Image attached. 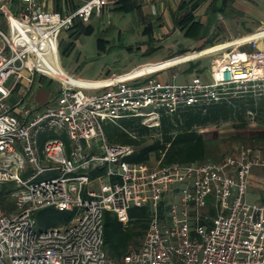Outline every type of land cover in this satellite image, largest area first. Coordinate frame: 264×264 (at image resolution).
Instances as JSON below:
<instances>
[{"label":"built area","instance_id":"1","mask_svg":"<svg viewBox=\"0 0 264 264\" xmlns=\"http://www.w3.org/2000/svg\"><path fill=\"white\" fill-rule=\"evenodd\" d=\"M75 1L72 10L47 11L43 0H0L7 23L0 24V184L14 203L0 207V264H116L104 249V215L128 223L134 206L149 207L150 221L122 264H264V202L246 201L253 170H264L258 150L194 164H131L134 148L109 144L104 132L121 118L158 127L163 112L264 97V51L216 54L207 80L118 79L97 93L59 81L54 106L13 102L24 71L52 77L34 60L51 61L63 33L111 3ZM14 3L21 7L13 13ZM49 132L59 137L41 144ZM50 207L74 212L70 223L38 228L35 213Z\"/></svg>","mask_w":264,"mask_h":264},{"label":"trees","instance_id":"2","mask_svg":"<svg viewBox=\"0 0 264 264\" xmlns=\"http://www.w3.org/2000/svg\"><path fill=\"white\" fill-rule=\"evenodd\" d=\"M207 0L183 1L179 9L183 16L175 20V25L184 31L186 37L198 42L197 51L212 45L214 40L208 37L207 32L202 34L203 25L196 20L194 13ZM230 0H211L209 12L218 14L225 12ZM121 1L119 3H125ZM134 8V3L123 4L116 9L120 12L129 13ZM90 25L85 26L82 22H75L70 30V42L62 43L61 54L68 55L74 49L75 39L81 35L92 33ZM53 52V51H52ZM186 51L177 53L178 57H172L176 63L191 60L200 52H192L184 55ZM175 58V59H173ZM49 60V59H48ZM59 55L53 60L55 65ZM190 69L197 73L200 63L190 62ZM190 65V64H189ZM166 64L159 65L156 70L166 67ZM228 124L232 132L228 136L220 134L219 128ZM255 124L254 127H251ZM213 127L214 129H208ZM105 136L111 145H126L134 148L132 156L127 158L131 164L154 165L159 162L165 164H194L202 161H220L221 146L223 142L230 139L241 143L240 148L253 147L264 153V97H256L253 94H244L236 98L225 100L220 103H213L205 107L192 106L178 109L172 113L163 112L158 127H147L141 123L138 117L121 118L117 123L106 122L104 124ZM59 137L53 132L41 136V141L47 138ZM66 145L69 140L62 135ZM252 146L248 144H252ZM256 145V146H254ZM220 150V152H219ZM226 155V154H225ZM7 185L0 187V206L3 207L6 199ZM9 195V194H8ZM37 220L40 229L62 226L70 223L74 212L58 211L54 207L38 210ZM150 209L149 207H131L128 211L129 226L117 220L114 213L108 211L104 215V249L106 253L117 259H123L131 249H137L145 236L148 228ZM133 231L131 232L130 229Z\"/></svg>","mask_w":264,"mask_h":264},{"label":"rangeland","instance_id":"3","mask_svg":"<svg viewBox=\"0 0 264 264\" xmlns=\"http://www.w3.org/2000/svg\"><path fill=\"white\" fill-rule=\"evenodd\" d=\"M236 8L240 14L235 11L230 12L225 10V12H223L224 15L219 16L218 23L215 26L216 29L213 30L212 34L210 35L211 38H216L218 40L225 39L230 41L234 39V37L245 33L251 28H260L264 24V0H238ZM209 11L210 10L208 8L205 9L204 7L203 9H200L198 13L203 14L205 12L206 14ZM229 12L232 14L229 15ZM109 15V17L104 16L102 19L92 20L91 22L94 30L93 33L79 36L75 41V47L73 51L68 55L59 56V60L55 65L53 64V60L58 55V53L54 47V53L51 61H40V68L44 69L46 73L65 84H78L86 86L89 84L104 85L106 82L101 80H104L109 76L118 75L122 72L128 71L138 64L147 63L148 61L162 62V60H165L166 58L175 57L178 55L177 53L182 50H188L190 51V54L195 50V41L192 38L189 39V37L184 36L180 31L175 30V32H172L170 35L172 37H166L161 39V41L154 42L157 43V46H160L158 51L150 53L151 49H148L146 53L141 47L146 43L152 47L154 43L150 41L148 34H143V25L140 23L137 12H131L127 14L116 11ZM1 25L3 26L2 22ZM99 39L106 40L104 43L106 45L105 51H99L96 45ZM168 45H172L173 48L168 50ZM232 45H234V43H232ZM211 57L212 56L198 59V61L200 60L203 62V64L209 65L210 61L212 60ZM162 63L147 64V66L136 68L135 70L137 72L133 70V72L130 74L133 75L136 73V75H139L147 73V70H156V68ZM168 66L173 65L171 64ZM181 66H183V64ZM185 66L188 67L187 64L184 65V67ZM177 72H179L180 75L175 81L176 83L188 82L195 74L194 71L186 72L183 71V67H179L176 70L168 69L162 71V73L157 74V76L162 79L168 77L170 74H176ZM24 74H27V72H24ZM72 75H77L80 78L77 76L74 77ZM198 75H200L203 80H207L205 75H201L200 73H198ZM36 76L37 79L41 78L40 75ZM118 78H126V76H121ZM39 86L40 85L37 83L33 85L31 89V91H33V95L31 96L30 102L36 101V98H40V91L49 90L52 93L56 92L58 87H60V84L55 80L53 81L52 78H47L45 82L42 83V87ZM99 91L100 90H97V92ZM95 92L96 91H92V93ZM254 125L255 124H252L251 127H254ZM228 126V124H225L219 128L220 134H222L224 137L230 135L232 132V129ZM208 129L214 128L209 127ZM240 144L241 143H236L230 139H227L221 146L220 157L233 152L235 149H238V147L242 146ZM253 144L254 143L252 142V144L248 145L252 146ZM255 176L257 175L250 177V188L246 197V201H248L250 204H260L264 202V179H261L259 176ZM261 176H264V172L261 173ZM3 185L4 184H0V187ZM3 204V207L5 208L7 207L10 209L11 207L12 209L14 207L12 198L8 194L6 195V199L4 200ZM0 207L2 208V206ZM164 209L167 211V207ZM37 216L38 213L35 214V220L38 222ZM124 225L128 227L130 224L124 223ZM39 227L40 224L38 222V228ZM130 231L132 232L133 230L130 229ZM107 256L111 258L116 264H122V259H117L111 255L109 256L108 254Z\"/></svg>","mask_w":264,"mask_h":264},{"label":"crops","instance_id":"4","mask_svg":"<svg viewBox=\"0 0 264 264\" xmlns=\"http://www.w3.org/2000/svg\"><path fill=\"white\" fill-rule=\"evenodd\" d=\"M111 1L110 4H108L107 6L104 7V9L102 10V13L100 14V16H96L93 15V17L87 21V23L82 22L85 26L90 25L92 27L93 30V26H92V20L94 19H102V17L104 16H110L109 14L118 11L116 8L120 5L123 4H128L130 2L134 3V8L133 10H131V12H137L139 20L141 25H143V34L149 35V39L152 43H154L155 41H161V39L163 38H170L172 36H170L172 34V32H175V30L180 31L181 33L184 34V31L177 27L175 25V20L181 18L183 16L184 13H182V11H180L179 6L183 1H187L189 2V0H121V1H126L125 3H119L120 0H109ZM230 2V4L228 5L227 9L230 12H238V9L236 8V4H238V0H230L228 1ZM78 3L75 0H43V2L41 3L42 8H44L47 11H58V10H72V8L77 7ZM211 4V0H207L205 1L194 13L196 14V20L200 21L203 25V30H202V34L206 33L208 34V37H211L210 35L212 34V31L216 29V24L218 23V19L220 15H224L223 12H218V14H211L210 12L206 13L205 12L202 13H198V11L200 9H203L205 7L209 9V6ZM21 7V5H17L16 3H14L13 7L11 8V11L14 13L16 10H18ZM245 7V6H244ZM205 11V10H204ZM129 12V13H131ZM229 12V15H231L232 13ZM125 13V12H123ZM128 14V13H127ZM240 14V13H239ZM251 14V13H250ZM3 24V26L6 28V19L5 18H1L0 17V24ZM261 23V22H260ZM262 25V24H261ZM94 31V30H93ZM92 31V33H93ZM91 33V34H92ZM66 36V37H65ZM59 56H61V44L62 43H68L72 40H70V31L69 32H65L63 33L60 38H59ZM78 38L75 39V41ZM212 40H214V42L212 43V45L205 47L204 50L202 51H198L200 52L196 57L191 58V60H185L183 62H179L176 63L175 61H172V59L170 58H166L165 60H162L163 64H166V67H162V69L159 70H147V73H143V74H139L136 75V73H134L133 75L130 74L131 72L136 71V68L142 67V66H147V64H158V63H162V62H152V61H148L147 63H143V64H138L136 66H134L132 69L122 72L118 75H113V76H109L104 80L101 81H105L106 83L104 85H79L80 87H82L83 89H86V91L88 92H92V91H96L100 90L104 91V89H106L109 85H111L113 83V81H117L118 79H125L128 81H133V80H148L150 78H154L157 79L159 81H166V80H172V78L176 75L177 78L179 77L180 73L177 72L176 74H170L168 77L166 78H159L157 76V74H161L162 71L168 70V69H172V70H176L179 67H183V71L186 72H190L187 71L188 69H190L191 63H200V65L198 66V71H200L201 75H205L206 77H208L209 75V65L203 64L202 61H198V59H203L205 57H210L213 58L216 54H219L220 52L229 50L231 48L237 47L239 46L242 50L245 51H254V50H261L264 51V24L260 27V28H251L250 30L246 31L245 33H242L240 35H238L237 37H234V39L232 40H218L216 38H211ZM106 42V40L104 39H99L97 41V47L99 49V51H105L106 49V45L104 44ZM75 43V42H74ZM232 43H234V45H232ZM195 45V50L194 52L197 51L196 47L198 45V42L195 41L194 43ZM151 46L146 43L145 45H143L141 48L142 50H144L147 53L148 49H151L150 53L156 52L159 50L160 46H157V43H154V45L150 48ZM169 49L171 50L172 45H168ZM51 50L54 53V47L51 48ZM173 50V49H172ZM184 51V50H182ZM213 51V52H211ZM184 54H190V51H186V53ZM178 57V56H176ZM48 57L45 55H41L39 58V61H48ZM175 59V58H173ZM211 62V61H210ZM173 65V66H168V65ZM176 64V65H174ZM183 64V66H181ZM188 65V67H184V65ZM190 64V65H189ZM180 65V66H179ZM207 67V68H206ZM206 68V70H205ZM194 71L195 74H198L197 71L195 70H191ZM25 72V71H24ZM137 72V71H136ZM204 73V74H203ZM194 74V75H195ZM23 75L27 78L23 79L21 82H19L16 86V89L13 91V96L11 98V100L13 102H17V100H20V105L21 106H30V107H34L36 108L35 111H40L45 109L47 106H54L55 102H56V98L60 92V87H58L57 91L52 93L49 90L46 91H40L39 92V97L40 98H36V101H32L31 100V96L33 95V91H31L33 85L35 83L39 84V87H42V83L45 82V80L47 78H52V80L58 82L60 84V82L50 76H43L40 75L41 78L37 79L38 74L32 75L30 76L29 73L27 72V74ZM72 76H77V75H72ZM121 76H126V78H118ZM128 76H132V77H128ZM157 76V77H155ZM79 77V76H77ZM80 78V77H79ZM82 79V78H81ZM85 81H88L86 79H83ZM37 81V82H36ZM91 81V80H89ZM97 81V80H96ZM78 85V84H77ZM95 92V93H96ZM43 141H41L42 144ZM70 143V141H69ZM69 145V144H68ZM242 149L240 147H238V149H235L233 152H231L230 154L232 155H237L239 150ZM260 157L264 158V153L259 152ZM257 169V170H256ZM264 172L263 169L261 168H255L253 170V175H257L259 176L261 179H264V176H261V173ZM250 176V177H252ZM255 176V177H257ZM251 179V178H250ZM249 179V182H250ZM249 186V185H248ZM250 188V186H249Z\"/></svg>","mask_w":264,"mask_h":264},{"label":"bare ground","instance_id":"5","mask_svg":"<svg viewBox=\"0 0 264 264\" xmlns=\"http://www.w3.org/2000/svg\"><path fill=\"white\" fill-rule=\"evenodd\" d=\"M39 58H40V56L36 60H34V62H37L38 65L40 63Z\"/></svg>","mask_w":264,"mask_h":264}]
</instances>
